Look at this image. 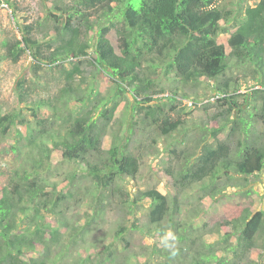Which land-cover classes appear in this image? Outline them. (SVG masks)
Segmentation results:
<instances>
[{
  "label": "trees",
  "instance_id": "1",
  "mask_svg": "<svg viewBox=\"0 0 264 264\" xmlns=\"http://www.w3.org/2000/svg\"><path fill=\"white\" fill-rule=\"evenodd\" d=\"M46 1L40 0L35 25L19 22L17 7L10 0L3 1L20 32L14 42L2 41L7 55L16 61L27 52L35 61L32 71L36 75L42 65L59 68L62 84L49 97L24 105L33 119L44 124L42 127L27 126L20 108L0 112V136L6 139L13 135L14 140L0 141V264H139L141 255L135 252L123 258L118 255L119 246L124 250L132 246L118 231L115 245L80 246L75 252L79 239L85 243L82 237L95 227L106 205V199L98 198L97 192L113 184L119 187L121 179H134L140 169L139 159L127 147L113 142L103 148L108 133L117 137L118 131L113 130L119 104L116 98L129 94L135 101L132 104L130 97L126 98L129 106L124 124L142 114V120L151 126L164 112L151 102L166 97L169 109L180 116L191 105L183 102L189 97L177 88L163 96L164 88H156L145 74L147 64L162 67L164 73L171 72L183 84L206 78L213 87L214 101L202 107L214 104L221 109L208 117V127L194 137L192 150L166 151L181 162L180 169L163 172L172 199L156 188L139 191L135 198L128 187L121 192V199L130 203L150 201L148 220L155 230L148 229L147 235L160 239L166 227L174 224L177 228L171 233L185 240L186 236L178 234L182 222L173 223L171 216L180 210L181 192L201 182L207 196L215 200L229 188V172L235 171L246 180L264 168V0L247 5L238 17L233 9L219 6L218 0H53L50 6ZM98 9L99 16L94 14ZM112 13L120 16L124 25L123 30L116 29L118 51L108 37L113 23L100 24ZM222 30L228 46L219 43ZM67 62L70 67L65 68ZM232 66L250 74L252 83L243 80L245 92H241L242 79L224 76ZM101 71L110 77L104 91H100L95 74ZM251 85L259 88L249 90ZM17 86L20 103L25 101L24 84L17 82ZM197 100L191 99L194 105ZM258 100L261 103L259 107L253 105L255 112H246L244 106ZM257 123L262 125L260 130ZM178 125L183 128L180 119L162 133ZM226 127V140L221 141L219 133ZM153 134L150 128L148 138ZM196 149L200 154L192 159ZM70 167L71 171L61 172ZM86 178L93 181L94 189H84L82 181ZM242 192L250 196L252 190ZM71 200L76 206L87 207L73 212L68 204ZM263 217L264 209L248 205L234 212L226 226L236 243L223 250V257L208 246V252L181 260L185 247L167 249L155 240V248L150 249L164 259L165 263L159 264L176 260L181 264H209L211 259L216 264H251L247 259L257 235L264 233ZM125 218L128 226L132 224L128 214Z\"/></svg>",
  "mask_w": 264,
  "mask_h": 264
},
{
  "label": "rangeland",
  "instance_id": "2",
  "mask_svg": "<svg viewBox=\"0 0 264 264\" xmlns=\"http://www.w3.org/2000/svg\"><path fill=\"white\" fill-rule=\"evenodd\" d=\"M3 1L0 3V112L17 110L20 108L21 112L24 114L23 121L25 124L30 128H39L44 124L33 119L30 112L25 110L24 105L27 101L37 98H46L56 93L57 88L62 84V73L59 68L42 65V68L36 70L38 74L36 75L35 72L32 71V66L35 61L31 60L27 52L21 54L16 61L12 60L7 55L6 48L2 45V41L14 42L20 38V32L13 21L10 10ZM10 1L17 7L19 22L36 24L40 14V0ZM51 1L53 0L46 1L47 6H50ZM63 1L65 2L68 0H59L58 2ZM258 1L260 0H218V5L233 9L236 12H234V16L238 17L247 5H255ZM99 12L100 9L94 11V14L99 16ZM110 22L113 23L114 26L112 25V30L108 33V37L118 51L119 39L116 29L123 30L124 25L120 22V16H115V13L110 14V16L105 18L100 24L110 25ZM219 35V43L228 46L226 33L222 30ZM64 67H70L69 62H67ZM164 71L165 69L160 66L156 67L147 64L145 74L153 79L156 88H164L163 96L171 95L170 91L175 90V88H177L176 91L179 90L180 94H187L189 98L183 100V102L191 105L189 109L191 111L187 110V113L180 116L176 114L175 111L169 109L170 103L165 100L166 97H163L160 101L151 102L152 105H159V107L164 110L163 114L159 116V121L157 123L149 126L142 120L143 115L141 114V117L136 115L134 121L127 119V124H124L126 115L125 110L127 106H129L126 104V98L131 95L124 94L116 98L119 104L114 114L115 128H113V130L115 133L118 131L116 133L117 137L113 138V132L108 133L103 139V148H109L113 142L119 144L121 147H127V150L139 159L140 169L134 179H121V185H119V187L113 184L97 192V196L99 195L98 198L101 196L106 199V203L103 202L106 205L104 206L101 218L97 219L95 227L82 237L85 243L81 244V240L79 239L75 247V252H77V247L80 246H91L92 248L95 246L100 247L105 242L115 245L116 241L119 239V237L116 236V231H118L132 243L131 248H129L130 250H124V246H119L118 255L123 258L127 253L132 255L135 252L141 255L139 264L165 263L162 257L153 254L150 249L151 246V248H155L154 240L162 243L161 246L167 249H173L176 246L185 247V251H181V253L184 254L183 256L180 255L181 260H188L192 255L200 252L206 253L209 248H212L214 252L223 257V250L227 248L228 245L233 246L236 243V237L230 235L231 233L228 232L229 230L226 226L228 223L227 219H229L234 212H239L247 205L251 208L264 209V168L260 173H257L254 178L247 177L246 180L241 174L231 171L228 173L232 177L231 180L228 181L230 185L229 188L226 190L225 195H219L215 200L207 196L208 192L203 190L201 182L192 184L190 188H186L178 195V204H180L181 207L178 213L172 212L171 216L173 218V223L182 222L181 227H184V229L179 228L178 234L182 233L186 236L185 240L172 233L175 239H169L167 244H165L163 242L164 236L160 239H156V237L146 234L148 229L155 230V225L149 224L148 220V211L151 205L150 201L142 202L140 200H134L135 202L132 203L127 202L121 199L123 197L121 196L122 189L128 187L131 190L133 198L137 197V192L151 188H156L164 194H167L169 190L166 187L167 184L163 172L167 170L171 172L173 169L174 171L178 168L180 169L181 162H178L179 158L176 159L171 154H167L166 151L169 149H176L177 151L185 149L191 151L194 145V137L198 135L201 129L208 127V117L221 109L220 107L214 106V104L208 105L206 108L202 107L204 104L206 105L214 101L212 99L214 96L213 87L209 85L210 82L208 79L203 78L197 83L183 84L171 72L166 74ZM245 72L246 71H244L242 67L232 66V69H227V73L224 76L235 75L242 79V81L247 79L248 82H251L250 74ZM95 74L100 91H104L105 88L110 85L109 75L103 71L99 73L95 72ZM17 82H22L24 84L22 90L24 92L23 98L25 101L20 103H18L17 97ZM241 84H243L241 85V92H243L246 89V84L244 81L241 82ZM176 98L180 99L179 96H176ZM192 98L198 99L196 105L191 101ZM130 99L131 103L134 104L135 101L131 97ZM239 99H241V97ZM260 103V100L256 102L251 101L249 105H245L244 108L246 112L253 113L255 112L253 105L256 104L259 107ZM174 110L177 109L175 108ZM177 119L183 122V128L182 125H178L175 130L166 134L162 133L165 127ZM130 127L132 128L131 131L129 130ZM256 127L257 130H260L262 125L257 123ZM22 128L25 129V127ZM150 128L153 129L154 133L151 139L148 138ZM227 131L228 127L224 130L222 129L219 133L218 138L221 141L226 140ZM10 136L12 137L13 135ZM11 137L4 139L2 135L0 136V141L14 142ZM231 145L236 149L234 144ZM199 154L200 150L196 149L195 154L192 155V159L197 158ZM176 163L179 165H176ZM71 170L72 167L68 170L65 169V171L62 170L61 172L67 173ZM219 172H221L222 175V170ZM59 179L60 178H56L54 180L59 181ZM205 180L204 182L209 183V181H207L208 179ZM82 185L84 189H94V183L90 178L84 179ZM77 186L82 190L80 183H77ZM246 189L252 190L250 196L243 194L242 191ZM168 194L169 200H171L172 195L171 193ZM172 203L173 202H170V205H172ZM68 204L73 212L81 206L87 207V205L84 204L76 206L74 200L68 201ZM227 213L229 214L227 215ZM126 214L130 216L129 221L132 223L129 226L125 218ZM121 227L123 231H120ZM172 228L176 229L177 226L170 224L166 227V231L168 229V232H172ZM166 231L165 234L168 233ZM113 236H115V238ZM224 236L228 238L227 241L224 240ZM189 237L194 243L189 240ZM199 237L202 240H199ZM184 241H186L187 244ZM204 244L207 245V247L203 246ZM141 246L145 247V249L142 250ZM226 254L229 256L230 252L228 251ZM228 260L231 261V259ZM247 260L251 261V264H259V262L264 261V233H259L257 235L256 246L249 254ZM173 264L181 263L176 260ZM209 264H216V262L211 259Z\"/></svg>",
  "mask_w": 264,
  "mask_h": 264
},
{
  "label": "clouds",
  "instance_id": "3",
  "mask_svg": "<svg viewBox=\"0 0 264 264\" xmlns=\"http://www.w3.org/2000/svg\"><path fill=\"white\" fill-rule=\"evenodd\" d=\"M169 239H175V237L172 235L171 232H168V233H166V234L164 235V237H163V242H164L165 244H167V241H168Z\"/></svg>",
  "mask_w": 264,
  "mask_h": 264
},
{
  "label": "built area",
  "instance_id": "4",
  "mask_svg": "<svg viewBox=\"0 0 264 264\" xmlns=\"http://www.w3.org/2000/svg\"><path fill=\"white\" fill-rule=\"evenodd\" d=\"M255 88H259V86L258 85H251L249 90L255 89ZM243 92H245V91H243ZM213 97H216V96H213ZM212 99H214V98H212Z\"/></svg>",
  "mask_w": 264,
  "mask_h": 264
},
{
  "label": "crops",
  "instance_id": "5",
  "mask_svg": "<svg viewBox=\"0 0 264 264\" xmlns=\"http://www.w3.org/2000/svg\"><path fill=\"white\" fill-rule=\"evenodd\" d=\"M253 6V5H252Z\"/></svg>",
  "mask_w": 264,
  "mask_h": 264
}]
</instances>
